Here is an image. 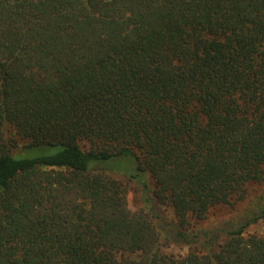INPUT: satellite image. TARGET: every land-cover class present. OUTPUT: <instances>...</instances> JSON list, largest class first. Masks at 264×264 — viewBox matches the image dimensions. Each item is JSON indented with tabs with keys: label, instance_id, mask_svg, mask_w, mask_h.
<instances>
[{
	"label": "trees",
	"instance_id": "trees-1",
	"mask_svg": "<svg viewBox=\"0 0 264 264\" xmlns=\"http://www.w3.org/2000/svg\"><path fill=\"white\" fill-rule=\"evenodd\" d=\"M263 182L264 0H0V264H264Z\"/></svg>",
	"mask_w": 264,
	"mask_h": 264
},
{
	"label": "rangeland",
	"instance_id": "rangeland-1",
	"mask_svg": "<svg viewBox=\"0 0 264 264\" xmlns=\"http://www.w3.org/2000/svg\"><path fill=\"white\" fill-rule=\"evenodd\" d=\"M128 188H129L128 195H127L128 203H129V206L131 207V209H135L139 205V201H138V198H137V195H136V192H135V188H134L133 185H129ZM262 188H264V182L261 183V184L252 185L250 187L251 196H254ZM226 212H227L226 209L214 210L212 212V214H211V219L223 216ZM164 213H165V215H166L168 220H171V221L173 220V215H172V213H171V211L169 209H166L164 211ZM262 231H263L262 225L261 224H256V225L250 226L247 229L246 232L249 233V234H253L254 233V234L260 235L262 233ZM172 252L174 254H176V255L184 253L183 250H180L178 248L172 249Z\"/></svg>",
	"mask_w": 264,
	"mask_h": 264
}]
</instances>
